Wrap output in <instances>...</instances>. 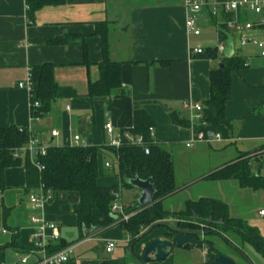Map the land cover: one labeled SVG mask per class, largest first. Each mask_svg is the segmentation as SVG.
<instances>
[{
	"label": "crops",
	"instance_id": "1",
	"mask_svg": "<svg viewBox=\"0 0 264 264\" xmlns=\"http://www.w3.org/2000/svg\"><path fill=\"white\" fill-rule=\"evenodd\" d=\"M197 1L200 5L195 22L198 35L194 36L185 28L188 11L183 0H65L63 5L38 9L32 22L26 19L24 0H0V128L26 129L38 143L47 147L75 146L74 136L79 138L78 146L109 147L105 125L112 126L113 137L120 136L132 128L133 104L145 102L142 108L156 125L153 140L163 151L168 153V148L180 145L194 160L199 156L210 159L202 160L200 166L193 162L181 180L176 179L174 169L176 192L162 201V207L166 201L178 196L182 207L188 200L218 199L227 205L230 218L244 220L256 228L264 240L261 210L259 219L230 211L232 198L226 196V187L231 184L232 193L237 197L240 195L241 199L250 195L249 189H240L232 180L211 182L204 179L244 154H247L248 165L255 176L259 173L264 177V57L259 48L251 44L240 45L242 37L264 40L261 28L255 26L250 31L243 28L231 31L233 56L243 59L245 67L230 75L231 94L224 108L225 118L233 123V131L229 140L212 143L220 148H196L197 143L186 147L191 140V130L172 124L165 111L187 119V113L182 109L185 101L201 104L209 99V75L219 66L220 57H224L227 42L218 41L211 20L217 25L255 24L257 21L256 16L245 9L230 11L225 0ZM96 24L107 25L109 56L121 64L122 83L107 97L89 99L88 86L98 79L97 64L102 59L100 40L94 33ZM66 35L75 36L76 41L64 46L49 44L51 40ZM197 49H201L202 54L194 55L193 51ZM214 49L217 57L207 52ZM157 62L166 65L160 66ZM42 64H51L55 84L73 89L75 96L54 100L48 112L35 119L30 114L29 93L26 89H19L17 84L25 81L29 68ZM53 131L57 135L51 136ZM106 155L114 156L108 151L97 154L96 186L119 188L118 170H114L116 164L107 161ZM105 164L111 167L106 168ZM25 184L23 167L8 168L3 172L0 247H4L0 250V264H22L23 258H26V264H34L41 259V253L31 255L28 252L30 237L34 233L30 223L32 216L57 225L59 238L55 242L44 240L45 253L52 254L55 252L53 247L64 246L69 250L68 262L64 264H140L146 242L164 238L166 230L159 228L143 240L129 244V238L118 221L99 231L85 228L90 233L85 234L72 211L79 203L77 193L55 192L49 202L32 210L28 195H38L36 191L41 188L27 193L23 192ZM196 189L199 191L195 192ZM127 192L128 198L124 201L123 193ZM137 196L138 191L121 188L120 200L126 207ZM14 235L21 250L6 246ZM107 243L115 244L111 253L105 251ZM48 245L52 246L51 249L47 248ZM203 255L204 249L202 264ZM178 257L179 254L172 251L164 261L146 264H175Z\"/></svg>",
	"mask_w": 264,
	"mask_h": 264
},
{
	"label": "trees",
	"instance_id": "2",
	"mask_svg": "<svg viewBox=\"0 0 264 264\" xmlns=\"http://www.w3.org/2000/svg\"><path fill=\"white\" fill-rule=\"evenodd\" d=\"M24 1L26 19L28 22H32L34 13L38 9L48 5H63L65 0ZM211 23L216 29V35H218L220 43L225 42L232 35L227 25H217L214 20H211ZM94 33L100 40L102 59L97 64L98 79L88 86L87 97L89 99L107 97L111 90L119 89L122 83L120 79L121 64L112 61L109 56L107 25L96 24ZM74 37L66 35L51 40L49 44L68 45L76 41ZM207 52L214 53V56L217 57L216 49ZM83 53L86 57L85 50H83ZM220 55L222 56V54ZM219 62L224 67L223 69L215 67L209 75L210 97L207 101L201 103V118L195 123V130L215 132L223 140H229L233 131V123L225 118L224 105L231 94L230 75L242 70L245 63L243 59L234 56L227 58L222 56ZM157 64L160 66L166 65L163 62H157ZM28 70L31 85L29 93L30 114L33 118L45 115L54 100L75 96L73 89L69 87L62 88L55 84L51 64L35 65ZM36 101L39 102V107L34 109L33 105ZM144 104L145 102L133 104L132 128L120 134L122 136L121 145L117 149L103 146L57 147L52 145L47 147L45 156L38 157V160H36V162L43 165L40 172H37L30 164L27 156L23 159H14L11 156L15 149L22 148L26 144L29 136L28 131L15 126L0 128V191L4 190L3 172L8 168L23 167L26 178L23 192L29 193L38 188L51 194L55 192H75L79 196V203L73 206L72 211L77 217L78 226L86 229L110 227L117 221V217L110 214V207L113 202V192L117 191L118 187L96 186L98 175L97 154L108 151L117 157L116 165L122 189H132L130 185L126 184V180L138 178L140 180L149 179L155 190L154 201L150 206L140 207L135 200L126 208V213L133 212V216L127 222L120 223V226L128 236L129 244L140 241L146 236L145 233L148 229L153 228L155 230L158 227L167 231L164 238L171 239L173 233L168 227L172 225L167 223L166 220L175 218L177 221L174 227L204 233L201 240L198 239L202 244L200 249H204V264H209L218 254H221L206 239L207 236L221 238L226 242L229 249L241 258L248 259L242 248V246H248L264 261V240L257 229L249 226L242 219L230 218L227 205L221 200L211 198L188 200L179 211L168 213L163 210L162 201L176 192L172 157L150 138L149 130H154L156 125L147 112L143 110L142 105ZM162 108L165 110L164 107ZM165 111L172 124L189 127L186 118L180 119L176 113ZM126 134L131 138H141L142 145H132L129 140L123 138ZM144 148L148 150V154H144ZM248 159L247 154L241 155L229 165L206 176L204 179L211 182L232 180L238 183L240 189L262 190L264 192V177L255 176L251 166L248 165ZM3 213H6V210ZM144 230L146 231L143 232ZM227 233H233L239 241V245L242 246L227 241L224 237V234ZM6 246L21 250L16 235L11 238ZM3 247H0V250ZM51 247L50 245L47 246L48 249H51ZM64 248V246L59 245L53 247L52 251H60Z\"/></svg>",
	"mask_w": 264,
	"mask_h": 264
},
{
	"label": "built area",
	"instance_id": "3",
	"mask_svg": "<svg viewBox=\"0 0 264 264\" xmlns=\"http://www.w3.org/2000/svg\"><path fill=\"white\" fill-rule=\"evenodd\" d=\"M183 5L186 7L188 14L185 19V28L187 33L197 36L198 30L195 29L196 15L200 10V5L197 0H183ZM225 5L227 9L234 12H240L241 9L249 11L253 16H256L257 21L255 24L244 23V24H228L227 27L234 32L240 31V28H243L245 31L252 30L255 26L260 27L264 35V0H225ZM251 44L261 50L260 55L264 57V40H254L251 37H242L240 40V45ZM219 51L223 53L221 46L218 47ZM201 49L193 51L194 55L202 54ZM19 89H26L30 93L31 85L29 83V75H27L25 81L17 84ZM39 107V102L34 103L33 108L36 109ZM182 109L187 113V122L189 124V129L191 130V140L187 142L186 147H190L195 143H206L212 144L214 142H225L218 133H212L208 131L195 130V123L201 118L202 105L192 101H185L182 105ZM37 119V117L35 118ZM106 133L109 138V147L117 149L121 145L122 136L113 137L112 126L109 124L105 125ZM154 130H149L150 138L153 139ZM28 139L26 144L19 149H15L12 152V158L18 159L27 156L30 161V164L36 169L37 172H40L43 169V165L39 162L38 157H43L46 154L47 146H43L32 136L28 131ZM57 133L52 132L51 136H55ZM123 138L129 140L132 145L141 146V138H131L128 134L124 135ZM79 141L78 136L73 137V142L77 145ZM144 154H148V150L144 148ZM106 168H110L109 164H105ZM121 187L117 191L113 192V202L110 207V214L117 217V221L120 223H125L128 219L133 216V212L126 213V206L122 204L120 200ZM52 198V194L48 191H43L39 195L31 193L28 195V202L32 210H38L42 204L49 202ZM259 215H264V210H261ZM30 223L34 229V233L30 237V247L28 251L29 254L41 253V259L36 261L34 264H64L68 262V249H62L60 251H55L52 254L45 253V241L55 242L59 238V232L57 231V225L54 223H49L43 218H38L32 216L30 218ZM47 232H50L48 235ZM2 233H5L2 231ZM115 244L107 243L105 251L106 253H111L114 250ZM22 264H26V258L21 260Z\"/></svg>",
	"mask_w": 264,
	"mask_h": 264
},
{
	"label": "rangeland",
	"instance_id": "4",
	"mask_svg": "<svg viewBox=\"0 0 264 264\" xmlns=\"http://www.w3.org/2000/svg\"><path fill=\"white\" fill-rule=\"evenodd\" d=\"M218 144H212L210 146H207L206 143H197L194 146L196 148H199L200 146L205 147L206 149L213 148L215 149ZM186 149L182 148L180 145H173L172 147L168 148V153L172 154V159H173V169H175V176L177 180H181V176H185L186 173L192 168L191 165L193 164H197L198 166H200L201 161L203 160H210L207 157H204L203 159L200 158V156L198 158H195L197 160H199V162L197 160H194L193 158H191V156H189L190 154H187V150L185 152ZM209 153V152H208ZM210 154V153H209ZM107 156V161L112 162L114 161L116 164V158H114V156ZM187 167H191V168H187ZM194 169L198 170L199 168L197 167H193ZM117 169V165H115L114 170L116 171ZM229 187H226L225 189V193L226 196L229 197V199H231L230 203V211H232V214H237V212H239L240 214H242L243 216H246L250 219L254 218V219H259L258 217V213L260 212L259 210H264V192L262 190L257 191V193H252V191H247L250 193V195H246L243 199H241L240 195L237 197L235 194L232 193L231 191V184L228 185ZM228 188V189H227ZM239 189V188H237ZM199 189H196L195 192H198ZM238 191V190H237ZM40 190L36 191V194H40ZM128 192L127 193H123V200L126 201L128 198ZM179 197V196H178ZM173 198L171 201H166L163 204V210H179L181 209L182 205L180 203V198ZM242 205H241V204ZM235 206H233V205ZM176 219L175 218H170L167 219L166 222L169 223L170 225H172V227L174 226V224L176 223ZM161 227L156 228L154 231L158 230ZM146 230H144L143 232H145ZM167 233V231L165 232V234ZM143 234V233H142ZM151 234V233H150ZM165 234L163 237H165ZM147 236L143 237L146 238ZM224 237L227 241L231 242V244H235V245H239V241L236 239L235 235L233 233H227L224 234ZM143 238L141 240H143ZM206 239L212 243V246L215 247V249L220 252L222 255L230 258L232 261H234L236 264H264V261L259 257V255H256L254 253V251L250 248V247H245L242 245L243 250H244V255L248 258L247 260H244L243 258L236 256L233 251H231L229 249V247L227 246L226 242L223 241L221 238L219 237H215V236H207ZM201 240V238H200ZM174 253L179 254L180 257L176 258L175 260V264H202L203 261V257L201 256L202 253V249L199 248H195V247H191L189 246L188 248H186L185 250H181V249H174L173 250Z\"/></svg>",
	"mask_w": 264,
	"mask_h": 264
},
{
	"label": "water",
	"instance_id": "5",
	"mask_svg": "<svg viewBox=\"0 0 264 264\" xmlns=\"http://www.w3.org/2000/svg\"><path fill=\"white\" fill-rule=\"evenodd\" d=\"M232 49V38L228 37L226 42V50L224 52V57H232L233 56ZM220 69H223V65L219 64ZM259 176V173L256 174V177ZM126 184L130 185L132 189L138 191V196L136 198V203L140 207L150 206L154 199L153 196L155 194L154 186L150 183L149 179L140 180L138 178L127 179ZM195 219V218H194ZM170 230L173 233L171 239H155L146 242L142 254L140 256V264H146L152 261L159 262L164 261L166 257H168L173 249H186L188 246H192L195 248H201L202 244L199 238L204 236L203 232L191 231V230H182L176 227L169 226ZM85 230V228H82ZM98 231L100 230L97 229ZM153 231V228H150L146 231L145 235L148 236ZM88 230H85V234L88 233ZM244 260H247L245 257H242ZM209 264H236L230 258L218 254V256L213 259Z\"/></svg>",
	"mask_w": 264,
	"mask_h": 264
}]
</instances>
